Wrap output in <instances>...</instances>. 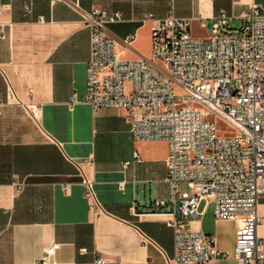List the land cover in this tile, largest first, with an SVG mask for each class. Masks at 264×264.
<instances>
[{
  "label": "crops",
  "instance_id": "crops-1",
  "mask_svg": "<svg viewBox=\"0 0 264 264\" xmlns=\"http://www.w3.org/2000/svg\"><path fill=\"white\" fill-rule=\"evenodd\" d=\"M72 1L86 10L119 11L121 20L107 30L121 57L132 58L150 51L149 25L141 20L146 12L162 17L171 9L190 19L193 35L209 37L218 15L231 24L253 4L264 9V0ZM140 31L146 48L135 43ZM126 36L134 49L122 47ZM89 54V31L74 6L0 0V264H93L95 254L105 264H169L174 255L170 207L153 208L155 199L168 197L167 144L134 140L124 109H93L82 101ZM83 178L92 183L98 211L89 207ZM257 212L264 241V197ZM183 225L233 254L237 222L216 219L210 203L201 202ZM52 242L59 247L44 259Z\"/></svg>",
  "mask_w": 264,
  "mask_h": 264
},
{
  "label": "built area",
  "instance_id": "built-area-1",
  "mask_svg": "<svg viewBox=\"0 0 264 264\" xmlns=\"http://www.w3.org/2000/svg\"><path fill=\"white\" fill-rule=\"evenodd\" d=\"M62 1L80 11L89 31L82 101L93 109H124L134 140L167 144L168 197L155 199L153 208L170 207L165 214L174 255L168 263L233 258L238 264H264V241L257 235L262 222L257 205L264 197V9L253 4L242 10L237 25L218 15L209 37L193 35L190 19L171 9L162 17L146 12L141 20L149 25V54L123 59L107 30L121 20L119 11L86 10L77 1ZM132 42L126 36L121 45L134 49ZM12 95L9 88L7 97ZM30 111L37 119L38 109ZM183 182L195 192H181ZM83 183L92 197L90 209L100 210L91 181L83 178ZM201 202L212 205L216 219L237 222L232 255L219 250L213 237L184 228ZM58 247L50 243L44 259ZM105 263L94 255L93 264Z\"/></svg>",
  "mask_w": 264,
  "mask_h": 264
},
{
  "label": "rangeland",
  "instance_id": "rangeland-1",
  "mask_svg": "<svg viewBox=\"0 0 264 264\" xmlns=\"http://www.w3.org/2000/svg\"><path fill=\"white\" fill-rule=\"evenodd\" d=\"M238 22H239L238 20H233V21H231V25H237ZM212 34H213L212 31L208 32V35H212ZM135 43H139L144 48H146L148 46V40H147L146 33H144L143 31H140L138 33V35H136ZM122 58L123 59H130V58H132V56L130 54H128V55H123ZM180 191L181 192L193 193V192H195V189H191L190 187L187 186L186 183L183 182L181 184V186H180Z\"/></svg>",
  "mask_w": 264,
  "mask_h": 264
}]
</instances>
